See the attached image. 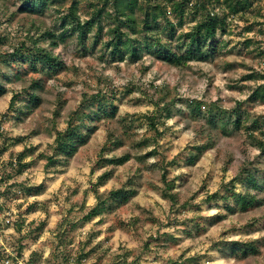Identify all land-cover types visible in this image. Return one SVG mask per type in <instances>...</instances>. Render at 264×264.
<instances>
[{
    "label": "rangeland",
    "instance_id": "obj_1",
    "mask_svg": "<svg viewBox=\"0 0 264 264\" xmlns=\"http://www.w3.org/2000/svg\"><path fill=\"white\" fill-rule=\"evenodd\" d=\"M100 1L79 0L82 21L89 19L95 7L101 8ZM200 1L204 3L192 0L185 7L179 25L172 0H164L166 17L176 31L171 39L166 20L161 19L158 37L175 52L187 49L186 34L207 14L197 6ZM250 1L251 6L239 13L207 5L215 15L226 16L227 25L226 32L217 33V50L207 62L170 66L155 58L156 47L151 43L141 45V60L134 62L127 51L123 61L113 62L107 41L114 17L107 18L103 12L101 40L94 46L98 29L94 26L84 44L90 52H84L77 35L70 33L53 48L67 66L57 76L28 72L17 83L1 77L8 92L0 99V151L5 140L9 144L16 137H27L0 154L4 263L264 264V191L260 192L262 202L247 210L236 196L256 192L247 180L248 172L257 174L261 186L264 183L263 173H258L264 171V155L249 136L253 131L264 141V103L250 97L264 80L248 78L264 75V0ZM22 2L0 0V54L12 52L28 32L63 33L60 17L72 0L55 4L42 16L21 12ZM136 18L141 23L144 13L138 12ZM137 37L142 39L140 34ZM42 45L52 49L49 42ZM0 67L4 69L2 64ZM32 78H41L44 85L40 106L27 112L28 96L22 94L16 109L26 112L10 110L13 95L22 91V83L29 86ZM96 93L101 96L87 109V113L95 112L89 142L67 163L62 158L57 167L46 169L44 157L53 153L57 130L68 127L82 108L85 94ZM197 103L204 105L200 114H195ZM113 106L115 116H106L105 111L112 112ZM168 106L171 114L166 118ZM237 107L239 116L231 115V121L220 114ZM153 114L159 135L145 119ZM237 118L242 121L240 129L233 126ZM116 136L125 143L112 151L110 139ZM144 140L146 146L141 144ZM203 145L208 148L200 152ZM25 148L31 166L5 181L9 161ZM126 152L133 158L123 166L97 165L103 156ZM106 172H111L106 184L96 185ZM164 173L174 182L175 206L163 195ZM27 187H34L32 194ZM121 188L136 193L130 194L126 204L84 221L99 196L107 199L111 191ZM251 243L255 249L248 246ZM21 245L22 256L15 261L9 255H15ZM244 247H248V256L242 255Z\"/></svg>",
    "mask_w": 264,
    "mask_h": 264
},
{
    "label": "trees",
    "instance_id": "obj_2",
    "mask_svg": "<svg viewBox=\"0 0 264 264\" xmlns=\"http://www.w3.org/2000/svg\"><path fill=\"white\" fill-rule=\"evenodd\" d=\"M146 3L144 7L142 2ZM65 0H23L20 11L28 13L33 16H42L45 12L50 9L55 4H63ZM174 10L179 15L181 19L179 25H182V18L185 13V7L192 2V0H178L173 1ZM101 8L95 7L92 15L88 20L82 21L79 16V0H72L70 7L67 12L62 14L60 17L61 27L63 33L57 35L55 31L49 30L46 32H39L36 35H32L28 32L24 40L13 49L12 52H7L5 54H0V64L3 65L4 69L7 71L3 73L0 67V99L7 94L6 83L1 77L5 78L9 83H17L24 80L28 72L46 75L49 78L55 77L62 71L66 70L67 66L62 61L60 56L55 55L53 48L59 46V41L64 42L67 38L68 33L77 35L78 42L83 45L84 52H90L85 44L92 28L96 26V41L101 40V33L103 31L101 17L103 12L107 13V18H113L114 26L109 29V34L111 39L107 41V47L111 50V58L113 62L123 61L127 51L132 54V59L134 62L139 61L143 58L142 44L149 43L155 45L156 49L153 54L156 59L162 61L170 66L183 67L188 65L190 62H207L210 57L214 55L217 50L216 36L218 32H226V16L219 17L208 10V6L213 7V10L219 7H228L232 12L239 13L246 10L251 6L250 0H204L197 5L207 12L205 18L192 29L191 32L187 33L188 47L187 49L181 48L180 52H175L166 43H162V40L158 37V29H160L161 19L166 20V25L170 28V37L173 39L175 37V28L170 21H168L166 15V7L164 0H101ZM108 10V11H106ZM138 12L144 13V18L141 23L138 22L136 15ZM141 26V28H140ZM142 35V39H138V35ZM0 42L2 40L0 39ZM49 42L52 49L44 47L42 43ZM92 49H94L92 47ZM16 71V73H14ZM251 80H264L263 74H252L248 76ZM5 83V84H4ZM22 91L15 93L10 101V110L16 109L17 101L20 99L22 94L28 96V104L24 106V109L28 112L32 111L33 108L40 106L42 102L40 91L44 88L41 78H32L29 82V86L26 83H22ZM100 93L88 95L85 94L82 103V108L77 111L73 118L69 120V125L64 130H57L54 144L52 146L53 153L50 156L44 157L47 160L46 169L55 168L57 164L61 162L67 163L72 159L78 152L79 148L86 145L89 142L90 136L93 133L91 128V122L95 120V112L90 111L87 113V109H91V102L97 100L100 97ZM251 99L254 101H260L264 103V84L257 86L251 94ZM204 108L202 103L196 104L195 114H200L201 110ZM20 109V108H19ZM16 109V110H19ZM20 109V111H24ZM164 112H167L168 118L171 114L170 107H165ZM210 110V109H209ZM240 108L237 107L231 112L221 111L220 114L224 117L229 118L231 121L232 116H239ZM212 110H210L211 112ZM116 112V107L113 106L112 112L108 113L105 111L106 116L114 117ZM148 121L150 128L155 132V135H159L156 114L145 116ZM211 125H215V121L210 119ZM233 126L235 129H240L242 127V121L237 118L233 121ZM249 131L251 129H248ZM35 132H31L29 136L34 135ZM113 136V135H112ZM249 136L256 142L262 154L264 155V141L259 139L254 135L253 131L249 132ZM27 137H16L11 139L8 143L7 140L4 141L3 147L0 154L7 150V146H14L16 143H24ZM111 150L115 151L124 146V139L122 137L111 138ZM142 146H146V140L141 142ZM140 144V145H141ZM208 148L207 145H203L198 150L203 152ZM153 155L149 153L148 156ZM28 157V148H25L22 152L11 158L8 165L10 166V171L6 175V180H10L13 176L11 174H22L24 173L32 163L26 162ZM133 158L130 152H126L120 156L112 155L109 158H104V156L98 161L97 165L100 168L105 167H120L128 163ZM141 157L140 159H142ZM192 161H195L192 157ZM13 172V173H12ZM258 173H263L264 182V171H258ZM111 172H106L98 177L96 185L103 186L106 184L107 180L110 178ZM247 180L251 188L255 193H245L237 194L239 203L243 210H247L250 207H254L259 204L260 195L264 191V183L261 186L258 181L257 174L248 172ZM163 181L165 184V189L163 192L164 197L168 198L173 206L178 204V197L174 190V182L167 180V175L163 174ZM234 190V182L230 184ZM39 190V189H38ZM34 187H27L28 194H32ZM39 192V191H37ZM135 190H128L121 188L118 190H113L110 192V197L107 199L98 198L97 204L90 209V211L84 216V221H91L96 217L102 216L107 208L117 207L126 204L130 199V194H135ZM262 205V204H261ZM259 205V206H261ZM185 208L188 206V202L183 205ZM44 224L40 226L42 228ZM253 249L254 243L250 245ZM24 247L19 246L16 254L10 253V257L18 261L19 257L22 256V250ZM237 252V251H236ZM235 252V254H237ZM4 249L0 248V262L2 261V255ZM248 247H244L243 254L248 256Z\"/></svg>",
    "mask_w": 264,
    "mask_h": 264
},
{
    "label": "built area",
    "instance_id": "obj_3",
    "mask_svg": "<svg viewBox=\"0 0 264 264\" xmlns=\"http://www.w3.org/2000/svg\"><path fill=\"white\" fill-rule=\"evenodd\" d=\"M9 259V258H8ZM2 262H3V260H2ZM18 263V262H17ZM3 264H10V261L9 260H7V261H5V263L3 262ZM19 264H20V262H19Z\"/></svg>",
    "mask_w": 264,
    "mask_h": 264
}]
</instances>
